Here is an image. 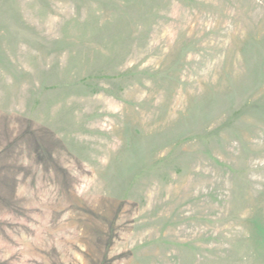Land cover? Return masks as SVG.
I'll use <instances>...</instances> for the list:
<instances>
[{
	"label": "rangeland",
	"instance_id": "obj_1",
	"mask_svg": "<svg viewBox=\"0 0 264 264\" xmlns=\"http://www.w3.org/2000/svg\"><path fill=\"white\" fill-rule=\"evenodd\" d=\"M0 264H264V0H0Z\"/></svg>",
	"mask_w": 264,
	"mask_h": 264
}]
</instances>
